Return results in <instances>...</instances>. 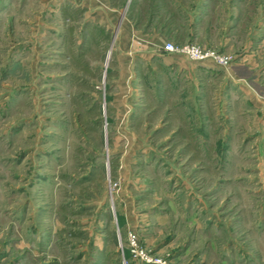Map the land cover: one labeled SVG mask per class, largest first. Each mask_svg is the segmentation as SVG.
Here are the masks:
<instances>
[{
	"label": "rangeland",
	"instance_id": "rangeland-1",
	"mask_svg": "<svg viewBox=\"0 0 264 264\" xmlns=\"http://www.w3.org/2000/svg\"><path fill=\"white\" fill-rule=\"evenodd\" d=\"M100 2L0 0V264H264V130L208 123L137 39L212 48L264 0Z\"/></svg>",
	"mask_w": 264,
	"mask_h": 264
},
{
	"label": "crops",
	"instance_id": "crops-1",
	"mask_svg": "<svg viewBox=\"0 0 264 264\" xmlns=\"http://www.w3.org/2000/svg\"><path fill=\"white\" fill-rule=\"evenodd\" d=\"M88 1L95 5L102 4L100 0ZM222 13L224 20L217 25V41L212 42L211 35L208 34L213 31L211 27L210 30L206 28L203 30L205 33L207 31V39L201 41L203 45L232 56L230 65L226 68L216 66L209 59L202 62L189 61L194 65L189 63L188 67V62L179 54L163 51L162 47L167 41L175 43L177 41L165 37L159 31L148 33L143 29L137 39L147 62L151 57V61L157 62L156 67L164 71L173 65L176 70L186 66L184 68H187V71L183 75L187 83L192 84L195 80H201L204 103L208 106V112L209 110L212 112L206 116L208 123L217 117L222 128L247 127L250 134H254L256 141L261 134L263 135L264 130V10L232 7L223 8ZM109 15H112V12ZM197 72L199 74H195ZM167 74L171 83L170 89L173 91L180 74L176 71ZM163 80L160 77L157 81L160 87L164 86ZM161 89L164 90V87ZM180 93L181 96L187 95L188 88L181 90ZM223 134L229 137L236 133L224 131ZM221 140L222 138L218 141Z\"/></svg>",
	"mask_w": 264,
	"mask_h": 264
},
{
	"label": "built area",
	"instance_id": "built-area-1",
	"mask_svg": "<svg viewBox=\"0 0 264 264\" xmlns=\"http://www.w3.org/2000/svg\"><path fill=\"white\" fill-rule=\"evenodd\" d=\"M163 51L175 53L186 57L188 60L193 62H202L210 60L216 66L225 68L228 67L231 57L216 51L212 48H207L196 43L177 44L173 41H167L163 47ZM128 240L130 245L136 248V237L133 233L128 234ZM134 249L132 251H134Z\"/></svg>",
	"mask_w": 264,
	"mask_h": 264
}]
</instances>
